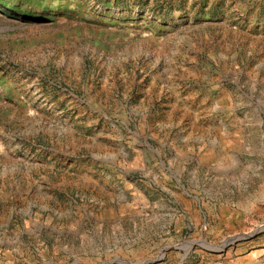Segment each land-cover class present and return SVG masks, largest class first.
Wrapping results in <instances>:
<instances>
[{"label":"rangeland","instance_id":"rangeland-1","mask_svg":"<svg viewBox=\"0 0 264 264\" xmlns=\"http://www.w3.org/2000/svg\"><path fill=\"white\" fill-rule=\"evenodd\" d=\"M0 264H264V0H0Z\"/></svg>","mask_w":264,"mask_h":264}]
</instances>
